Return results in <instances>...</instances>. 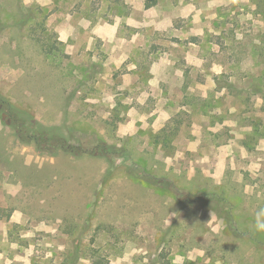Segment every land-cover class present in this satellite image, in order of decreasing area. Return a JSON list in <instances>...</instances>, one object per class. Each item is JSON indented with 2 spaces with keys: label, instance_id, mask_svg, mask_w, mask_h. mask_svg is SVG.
Listing matches in <instances>:
<instances>
[{
  "label": "rangeland",
  "instance_id": "rangeland-1",
  "mask_svg": "<svg viewBox=\"0 0 264 264\" xmlns=\"http://www.w3.org/2000/svg\"><path fill=\"white\" fill-rule=\"evenodd\" d=\"M0 95V264H264V0H0Z\"/></svg>",
  "mask_w": 264,
  "mask_h": 264
},
{
  "label": "trees",
  "instance_id": "trees-1",
  "mask_svg": "<svg viewBox=\"0 0 264 264\" xmlns=\"http://www.w3.org/2000/svg\"><path fill=\"white\" fill-rule=\"evenodd\" d=\"M154 2V1H153ZM149 4H145V7L148 8ZM4 108V109H3ZM0 109H3L0 111V113H3L4 111L7 112V117L10 119V122L13 124V126L19 131L26 130L31 136L34 138H42L45 140L51 139L52 135L51 133L45 134L43 132V129L38 127L36 128L34 125L35 123L33 122L31 116L22 110L17 109L13 105H11L3 96L0 95ZM55 137V135H53ZM41 140V139H38ZM56 143H57V148L59 149H64L67 152H73L76 150L77 152H87L83 150V147L80 146L78 143L73 144L72 141L65 140L61 137H56ZM113 148H110L109 151H111ZM91 150V149H90ZM92 150L95 151H100V152H109L105 151L106 148L104 145L101 144H95L92 147ZM91 150V151H92ZM95 264H103L99 261H95Z\"/></svg>",
  "mask_w": 264,
  "mask_h": 264
}]
</instances>
